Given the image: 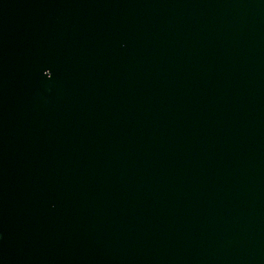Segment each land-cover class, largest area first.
Segmentation results:
<instances>
[{
    "label": "water",
    "instance_id": "95a60500",
    "mask_svg": "<svg viewBox=\"0 0 264 264\" xmlns=\"http://www.w3.org/2000/svg\"><path fill=\"white\" fill-rule=\"evenodd\" d=\"M0 264H264V0H0Z\"/></svg>",
    "mask_w": 264,
    "mask_h": 264
}]
</instances>
